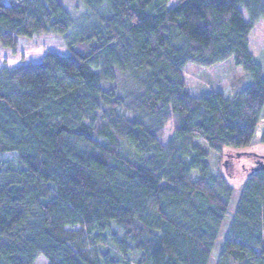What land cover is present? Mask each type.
Instances as JSON below:
<instances>
[{
  "label": "trees",
  "instance_id": "16d2710c",
  "mask_svg": "<svg viewBox=\"0 0 264 264\" xmlns=\"http://www.w3.org/2000/svg\"><path fill=\"white\" fill-rule=\"evenodd\" d=\"M172 1L79 0L80 23L60 0L0 1L2 46L52 33L66 50L0 67V264L208 263L234 190L223 170L264 163L244 151L264 107L259 0ZM230 59L245 88L188 91L187 65ZM246 170L215 264H264V169Z\"/></svg>",
  "mask_w": 264,
  "mask_h": 264
},
{
  "label": "rangeland",
  "instance_id": "374dc122",
  "mask_svg": "<svg viewBox=\"0 0 264 264\" xmlns=\"http://www.w3.org/2000/svg\"><path fill=\"white\" fill-rule=\"evenodd\" d=\"M3 3H10V0H0ZM66 9L71 12L72 16L77 23H80L85 14V8L80 4L79 0H60ZM175 0L170 2L173 5ZM246 19L250 18L249 10L241 8ZM258 16L255 17V27L249 36V51L253 55L254 60L261 65L264 71V0H259V7L257 10ZM74 33H69L72 36ZM64 36H56L52 33H43L34 35L30 38L21 37L18 39V44L14 48L4 47L0 44V67H6L13 69L19 65L27 63H36L40 61L42 56L47 52H53L57 54L65 53ZM184 80L187 84L188 91L194 95L199 96L205 93H212L225 85H230L232 91L237 93L245 88L249 83V77L242 71V69L236 66L230 59L227 62L217 64L209 68L198 67L194 65H187L183 69ZM262 122H259L256 126L255 132L252 137L251 144L244 150L259 156L264 155V144L260 142L263 123H264V107L262 110ZM172 138V133L167 129L164 135V142H167ZM7 154H0V162H5ZM240 161H231L226 169L223 170L227 174V181L233 186V194L230 198L228 210L222 227L218 232L217 239L215 241L211 257L207 264H215L221 249L222 242L225 238L226 231L231 222L233 212L235 210L238 197L240 194V186L247 176L246 168L249 165L257 166L254 162L253 156H241ZM10 162L14 161V158L10 156L8 158ZM264 165V163H261ZM22 165L16 160L12 167L20 168ZM260 167V164H258ZM36 264H48V261L43 256H40Z\"/></svg>",
  "mask_w": 264,
  "mask_h": 264
},
{
  "label": "water",
  "instance_id": "95a60500",
  "mask_svg": "<svg viewBox=\"0 0 264 264\" xmlns=\"http://www.w3.org/2000/svg\"><path fill=\"white\" fill-rule=\"evenodd\" d=\"M260 164V167L259 168H255V170H258V169H264V165L259 163Z\"/></svg>",
  "mask_w": 264,
  "mask_h": 264
}]
</instances>
